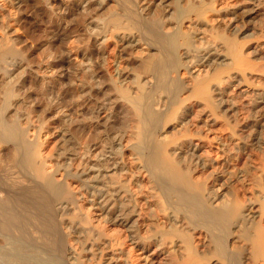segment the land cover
<instances>
[{"label": "bare ground", "instance_id": "obj_1", "mask_svg": "<svg viewBox=\"0 0 264 264\" xmlns=\"http://www.w3.org/2000/svg\"><path fill=\"white\" fill-rule=\"evenodd\" d=\"M29 1L15 0L17 28L8 23L0 34V264H84L88 247L101 264H264V85L247 86L264 80V0H41L53 43L67 40L65 17L82 8L87 19L76 32L98 46L75 67L74 107L47 111L69 117L81 134L61 132L50 151L42 124L20 116L21 92L27 78L71 80L72 56L63 53L52 76H42L46 67L23 70L15 47ZM207 28L214 46L201 45ZM110 91L134 115L126 131L114 127L116 100L102 99ZM252 147L263 151L256 189L240 196L229 184L248 179ZM69 228L85 247L72 243Z\"/></svg>", "mask_w": 264, "mask_h": 264}, {"label": "rangeland", "instance_id": "obj_2", "mask_svg": "<svg viewBox=\"0 0 264 264\" xmlns=\"http://www.w3.org/2000/svg\"><path fill=\"white\" fill-rule=\"evenodd\" d=\"M42 1L41 0H30L28 2V4L26 5V7L24 8V13L18 15L19 18H22V21H21L22 23H20V26L18 27V35L20 37H22V40H24V42L23 43H20L19 44L20 46L19 45L18 46L16 45L15 48H17L16 49L17 50L16 52H18V55H17L18 60H21L22 63H23V70H25V72H26V70H28V72H29L32 69L33 70L34 69L37 70L38 68L46 67L48 70H47V72L45 71V73H42V76H43V74L44 75L46 74V76L47 75L52 76L53 73H55V71L58 68H60L61 65H63L62 62L58 61V58H59V60H61V57H62L63 53H64V55L67 54V53H70L71 56H72L71 57L72 58L71 59L72 61L69 63V67H70V72L72 71L71 73H73L72 74V77L73 78L71 77V80H68L70 82L66 81L64 83L61 82L59 84H57V83L56 84H53L52 83L53 86H51V83L49 84V80H47L46 83H43L41 80L39 81V79L27 78L28 85H26V87H25L26 89L24 88V91L22 90V92H21V95L22 96L23 95L25 96L24 97L25 98V102L23 104L24 106L22 105L20 107V109H19L20 112H21L20 113L21 114L20 116L21 117L23 116V118L27 117L29 119H31V117H32V121L34 122V124L37 125V123H36L37 121H39L38 124H40V125L42 124L41 127L43 126L44 128L43 127L41 128L40 125H37L39 128L42 129V131L40 133L41 134V140H43V139H44L43 141H46L47 140V142L49 143L48 145L50 147V149H48V150L50 151L52 146H53L52 149H55V147H56L55 145H57V144H55L56 142H54V141H57L58 140V138H59L58 136L60 135L61 132H64V131H66L68 129L67 131H69L73 135L74 134L76 135L78 133L81 134V132L74 130L73 124L70 125L72 123V121H71V119L69 117H65V115H61L58 120H54V115L56 113L55 114L53 113L51 115V117H53V118H51L50 115L47 114V111L49 109L51 110V109L55 108V106L57 105V103L60 104V106L61 105H64L65 107L68 106L66 110H69L70 107H74V104H75L74 102L77 101V98H78V95H79V91H77L75 88H72L73 87L72 86V82L75 81V76H76L75 74H77L76 73L77 72L76 71L77 70L76 68H79L80 66H82V69H83L85 67V65L83 66V64L89 63V60L88 59L86 60V58L84 59V57H87V55H89L91 53V51L94 50V48L96 49L98 46L95 43L88 42L87 41V38H85V37L84 38L83 37L80 38L79 37V33L76 32V29L75 28H77V30L79 31L82 28V26L85 24L84 22L87 19V16H86V18H84L85 16H83V14H82L83 10L85 11V9H82V8L79 9L78 11H76L75 13L70 14L68 17L67 16L65 17L67 21H70V23H69V25H71L70 26L71 27L70 30L72 29L70 31L71 34L68 36L67 40L66 41H63V42L62 41H58L56 43H53V38H54V35H55L54 33L55 32H51L52 30H51V28H49L51 26V25H49V23H50L49 22V14H48L49 13V10H47L46 6L44 5V3ZM234 1H236V2H234ZM249 1L252 3V0H247V2H246V0H232V2H233L232 4H234V3L237 4L238 2H240L241 4L243 3V5L247 4V6H249V4H251ZM240 3H238V4H240ZM3 4L5 6L3 5V8L4 9L2 11V14H3L2 15V19H4V21H5L6 24H4V23H2V21H0V34H3L5 32V26H7L8 23L9 24L11 23V25H10L11 28L12 27L13 28L14 27L17 28L14 24L12 25V23H14V22L11 21L10 16H9L10 15V11L13 10V12H14V10H15V0H4L3 1ZM91 8H95V7H91ZM91 8H89L88 10L92 14ZM92 10L94 12V9H92ZM263 12H264V3H263ZM81 15L83 16V18H82ZM229 19H230V17H229V15H227L225 20L228 21ZM256 22H257V25H259L260 22H261V20H256ZM80 24H81V26H80ZM73 29L75 30L76 33L74 32ZM207 29H208V31L207 30L204 31L205 33L206 32L207 33L206 34L204 33L203 36H205V37H204V40H203V37H202V41L203 42L201 41V43H203V44H201V45L202 46L204 45V47H206V46L207 47L208 46H214L215 45V43H214L215 42V35H216L215 34V31L212 30V28L211 29L210 28H207ZM211 30H212V32H211ZM210 37H213L214 40H213V38H210ZM255 46L256 45H254V44L252 45V50H253V47H255ZM90 47H92L93 49L91 48L92 49L91 50ZM20 53H21V55H20ZM249 56L252 57V54L249 53ZM82 59H84V61ZM93 60H95V59H93ZM99 60H102V61H99ZM99 60H98L99 62L98 61L95 62V65H96V68L97 69L99 68L98 71L100 70V71L103 72L104 69H102V66L101 65H103V61L104 60H103V58H101ZM53 63H59V64H57L56 67L55 66H50V65H53ZM79 63H81V65ZM256 63H257V65L262 66L263 61L257 60ZM131 65H132V68L133 69L138 70V68H136V66H134L133 64H129L130 67H131ZM66 66H68V63H66ZM204 72L202 73V75L208 74V72L206 73V69H205ZM186 76L189 77L188 75H186ZM102 79H103L102 81H105V85H110L111 82H110V80H109V78L107 76H104ZM263 81L264 80L253 81L251 83H248L247 86H249L250 88L257 87V86L260 87V86L264 85ZM0 88L3 89L2 86H1V83H0ZM250 88L249 89L247 88V89L250 90ZM52 89H55V91H56V92H54V95L56 94L55 96L54 95L51 96L53 93H50L49 92ZM243 89H245V88H242V90ZM3 91H4V89L3 90H0V96L1 97H2ZM235 91L238 92V93L241 92V90L240 89L238 90L237 88L235 89ZM113 94L114 93H112L111 91L110 92H107L106 95H104V96L102 95V99H104V100H107L108 99L107 101H110L111 103H112V101L114 102V100H116L115 101L116 102L115 105H117V108H115V110H114L115 113L113 115L114 116L113 117V121H114V125H115L114 127H115V130L126 131L127 129L131 128L130 126L134 123V121H133V120H135L134 115L132 114L131 109L129 108V106H127L122 100H120L118 97H116L117 95H115V94L113 95ZM107 95H111V96H107ZM159 95H160V93H158L157 96H159ZM247 95H249V94H247ZM1 97H0V100H1ZM110 98L113 99V100H110ZM110 102H108L109 105L111 104ZM25 104H27V105H25ZM22 107L23 108L25 107V109H23ZM22 110H23V112H22ZM68 113H72V112H68ZM24 114H26V115L24 116ZM28 115H30V116L28 117ZM38 117H39V120L37 119ZM75 117H76V115H75ZM78 119H79L80 123L87 124V120H84V118H82V117L79 118L78 117ZM45 121H47L49 123L46 124L47 122H45ZM44 123H45V125H44ZM180 135H181V132L177 134V137L180 138ZM263 135H264V129H263ZM44 137H46V140H45ZM49 139H50V141H49ZM55 139H57V140H55ZM51 142H53V144ZM252 148H251V151H250V154H252L250 156V159L252 161L251 160H248L247 161V166H245V168H244L243 164H241V166H243V169H246L247 168V178L248 179L246 180V182L245 181L243 182L241 180L239 182V180L237 181L236 179H234L233 182H230V184H229V185H232L234 183V185H233L234 188H232L233 186H230V188L233 189L232 191L239 193L240 196H242L244 194L247 196L249 194V192H250L251 189H253V188L256 189V186L254 184L255 182H253V181H255V178H253L252 175L253 176L255 175L254 177H256V175L259 174V172L255 171V168L254 167L257 165L255 163H259L260 162L261 156L264 155L262 153L264 150L262 152H260L255 147H252ZM261 153H262V155H261ZM249 161H251V162H249ZM249 170H251V171H249ZM255 172H256V174H255ZM248 173H251V174H248ZM250 181H251V183L252 182L253 183L251 184ZM236 182H237L238 185L236 184ZM219 187L220 186H218L217 189H219ZM243 187H245V188L249 187V189L247 188V190L249 192L246 191V189L244 191V188ZM221 190L225 191L224 186H223V188L222 187L220 188V191ZM240 190H242V191H240ZM253 191H255V190H253ZM246 193H248V194H246ZM83 207H87V205H84L83 204ZM71 213L73 214V212H71ZM148 223H150V222H148ZM66 226H68V225H66ZM69 229L70 230H68V231L69 232L71 231L70 236H72V237H70V240L72 241V243L74 242L73 244L78 249H81V248L85 247L84 246L85 245L84 242H86V238H85V240L83 239L84 235L79 234V232L77 233L76 231H74L71 228H69ZM106 229L109 230V232L107 231L108 233H111V230H112V233L114 232L113 235L114 234L116 235V233H117V231L116 232L113 231V229L111 227L110 228L107 227ZM153 231H151V234H152ZM122 232H121L122 235L123 234L126 235V232L125 231L123 233ZM142 232L145 235H150V232L149 231H146L145 229ZM147 232H148V234H147ZM79 237H80V240H81V242L83 244H81V242L79 240ZM115 238L119 240V236H117ZM123 241H126L125 243H127L123 247L124 248L126 247V249L128 250V248H130L129 247L130 246V243L128 242V239L127 240L126 239H123ZM123 241H121V242H123ZM117 243H120V242L117 241ZM170 244H172V242H168V244L166 245L165 250L167 252H171L172 249H173V247H174L173 244H172L173 246L170 245ZM79 245L81 246V248L78 247ZM88 248L91 249V252H92L93 255H91L90 259H86L85 262H84V264H88V263L89 264H94V263L97 264V262L99 264H101L102 262L100 263L99 256L97 254V251L95 250L97 247H93V248L88 247ZM89 249H87V250H89ZM173 251H174V249H173ZM235 251H236V249H235ZM135 252L136 251L134 250L133 253H131V254H133V255H131L132 259H136L135 257H137V253H135ZM94 258H95V260H94ZM90 260H92V263H91ZM139 263H140V261H139Z\"/></svg>", "mask_w": 264, "mask_h": 264}]
</instances>
